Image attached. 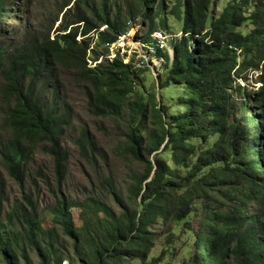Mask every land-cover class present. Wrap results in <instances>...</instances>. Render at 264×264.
I'll use <instances>...</instances> for the list:
<instances>
[{
  "label": "trees",
  "instance_id": "trees-1",
  "mask_svg": "<svg viewBox=\"0 0 264 264\" xmlns=\"http://www.w3.org/2000/svg\"><path fill=\"white\" fill-rule=\"evenodd\" d=\"M58 1L52 15L30 28L24 9L30 0H0V129L9 132L0 155L23 192L33 146L49 144L58 186L53 214L72 252L57 250V235L41 228L32 198L23 192L8 223L0 200V249L7 264H33V252L38 264H125L127 257L146 262L154 248L149 228L162 221L171 232L172 222L191 216L196 201L203 209L193 264H264V0H231L211 21L212 0H177L170 7L167 0ZM167 10L181 30L170 44L171 56L157 49L158 88H179L177 104L186 109L168 116V105L153 94L158 128L143 136L151 111L143 87L133 82L137 70L118 54L111 61L101 56L137 19L147 26L143 40H151L157 17ZM11 20L24 31H6ZM248 20L254 27L244 33ZM88 54L101 60L89 67ZM64 72L76 73L86 85L92 116L128 118L125 151L144 167L133 190L141 200L134 209L114 194L122 216L97 204L107 219L92 214L80 230L70 215L80 205L59 191L67 157L58 139L69 124ZM251 72L262 86L248 92L239 81L247 82ZM213 136L214 144L200 150ZM80 143L85 151V135ZM184 227L194 233L191 224Z\"/></svg>",
  "mask_w": 264,
  "mask_h": 264
},
{
  "label": "rangeland",
  "instance_id": "rangeland-1",
  "mask_svg": "<svg viewBox=\"0 0 264 264\" xmlns=\"http://www.w3.org/2000/svg\"><path fill=\"white\" fill-rule=\"evenodd\" d=\"M230 1L212 0L208 12V21L220 15L223 8ZM167 2L168 7H170L177 0H167ZM56 3L60 2L58 0H30V2H27L24 9L28 12L26 18L29 20V27H39L38 23H41L47 14L52 15L55 11ZM168 11L157 17V29L155 31L163 32L168 37L167 44L170 46L171 42L180 35L181 22L168 14ZM252 11L253 6H250L247 15ZM17 25L16 21L11 20L5 27L6 31L22 33L24 27L20 26L17 30ZM58 25L59 21L55 22L53 30ZM253 27L251 20H248L241 30L244 33H249ZM146 31L147 26L139 19L133 23H128L127 31L121 34L112 46L110 44L108 53L101 57L108 58L111 61L112 56L115 57L118 54L126 63L129 60L127 50L132 49L134 45L132 41L143 40ZM53 35L54 33H51V37ZM79 38L77 37V39ZM6 40L9 42L10 36H6ZM101 57L93 60V57H89L88 54L86 57L88 58V66L94 67L95 63L101 60ZM130 57H132L130 59L132 65L137 70L133 82L139 87H143H140V93L143 95L144 101L147 100V103H149V110L151 111L148 114V121L144 122V136L147 131L158 128V123L153 116L154 102L151 98L153 94H155L157 102H160L159 96H161L162 101L168 105V116L183 111L186 107L177 104L176 97L181 94L179 88L170 87L159 90L158 74L161 73V70L158 69L161 66V61L157 62L154 58L147 56L144 58L135 54ZM248 76L249 80L247 82L240 80V84L246 87L248 92L259 90L262 84L257 82L258 74L251 72L248 73ZM61 84L69 107V124L63 127L58 139L59 150L67 157L59 191L68 202L80 205L81 208H74L70 212L75 228L80 230L85 222L93 219L92 214L97 213L100 221L107 219L106 214L96 207L97 204L111 210L116 217L122 216L120 208L115 203L114 194L128 208L134 209L141 200H137L133 190L137 181L143 176L144 167L135 162L125 151L129 128L128 118L111 117L102 119L92 116L87 108L86 85L81 82L76 73L64 72ZM4 114L5 110L1 109L0 127L4 120ZM83 135L89 142L85 151L80 147V138ZM8 137L9 132L0 129V141ZM217 138L218 136L211 137L200 150L213 145ZM48 147V143L33 146V158L25 168L26 178L23 192L32 198V204L37 209L41 228L47 232L54 231V234L57 235L55 244L57 250H61L63 253L68 250L71 253V242L64 236L53 214V208L55 207L53 193L55 190L57 191L58 186L55 178L54 159L48 153ZM162 148L158 153L162 151ZM164 156L168 155L164 154ZM150 160L152 159L150 158ZM0 178L2 180L0 200L3 201L5 213L3 218L8 223L9 215L22 204L23 192H21L18 183L9 175L1 155ZM202 209L201 202L196 201L192 207L191 216L181 223L172 222L171 232L162 221L150 227L149 231L154 235V248L149 253L147 261L142 262L139 258L127 257L125 264H193L192 258L196 250L195 233L198 230L197 224ZM15 223L17 224L16 220ZM186 223L194 227V233L185 230L184 225ZM30 257L33 264H38L34 252L30 254ZM0 264H7L2 249H0ZM63 264L69 263L65 260Z\"/></svg>",
  "mask_w": 264,
  "mask_h": 264
},
{
  "label": "built area",
  "instance_id": "built-area-1",
  "mask_svg": "<svg viewBox=\"0 0 264 264\" xmlns=\"http://www.w3.org/2000/svg\"><path fill=\"white\" fill-rule=\"evenodd\" d=\"M126 38V37H124ZM150 39L149 41H143V40H133L132 43L134 44L132 46V49L127 50V58H129V60L132 58L130 57L132 54L134 56L135 55H139L141 57H149V58H154L157 62L160 61L159 59L156 58V52L157 49L160 50H168V52H171L170 50V46L167 44V40L168 37L163 33V32H157L154 31L151 35H150ZM117 41V40H116ZM113 43H111L112 46ZM110 46V47H111ZM114 58V56H112V59ZM128 62V61H127Z\"/></svg>",
  "mask_w": 264,
  "mask_h": 264
},
{
  "label": "clouds",
  "instance_id": "clouds-1",
  "mask_svg": "<svg viewBox=\"0 0 264 264\" xmlns=\"http://www.w3.org/2000/svg\"><path fill=\"white\" fill-rule=\"evenodd\" d=\"M170 50H171V48H170ZM167 51H168V50H167ZM171 51H172V50H171ZM169 53H170L169 55L171 56V55H172V52H169ZM128 61H129V60H128ZM123 62H124V61H123ZM124 63H125V62H124ZM126 63H127V62H126Z\"/></svg>",
  "mask_w": 264,
  "mask_h": 264
}]
</instances>
